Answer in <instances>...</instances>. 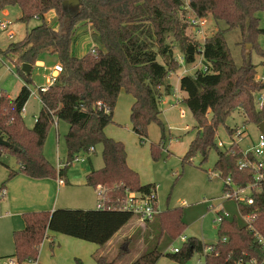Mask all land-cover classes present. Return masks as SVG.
<instances>
[{
  "label": "trees",
  "instance_id": "trees-1",
  "mask_svg": "<svg viewBox=\"0 0 264 264\" xmlns=\"http://www.w3.org/2000/svg\"><path fill=\"white\" fill-rule=\"evenodd\" d=\"M65 0H0V12L8 7H18L21 23L36 18L42 23L31 29L24 38L8 45L4 52L13 64L17 76L24 82L17 96L11 99L0 92V137L10 148H0L2 154L11 155L19 170L8 169L6 183L18 174L30 179H65L66 173L79 155L88 154L97 145L102 146L103 167L91 170L86 176L87 186H102L109 202L119 207L126 192L148 194L152 185H140L137 173L127 166V154L123 143L108 138L105 128L113 123V111L122 90L132 98L129 120L132 132L141 142L147 138L151 124L160 126L163 133L159 103L172 93L167 76L175 72L180 63L174 57L167 39L179 44L183 65L191 66L202 55L207 72L184 75L179 80V90L186 94L183 99L196 121L198 135L188 145L181 159L189 164L196 155L200 163L207 160L215 149L217 160L213 165L219 179H229L233 187L245 189L256 184L249 197L252 205L238 203L242 216L255 215L249 222L255 233L264 238V170L256 172L250 166L240 169L239 162L255 164L251 153H243L233 142L225 151L215 146L217 130L236 111L244 117V124L264 123V99L256 108L255 97L264 94V82L256 80V66L250 61L251 50H256L264 64V51L257 49L255 39L264 34L259 27V12H264V0H188L196 18L210 15L217 31L199 48V42L185 37V27L177 16L181 0H79L73 10L62 6ZM50 12L60 15L57 27L45 22ZM89 26L96 39V47L77 57L74 46L79 26ZM238 30L240 45L247 54V61L236 65L226 43V34ZM169 45V46H168ZM238 45V46H240ZM247 46L251 50H247ZM202 52V54H200ZM43 55L56 56L61 72L45 92L39 93L41 110L31 129L25 127L22 110L27 103L32 83L31 74L22 72L23 64L32 67ZM161 56L162 63L157 61ZM101 103L102 108H98ZM103 108L109 110L104 112ZM56 121L68 125L64 136L66 158L63 167L55 170L43 155L48 131ZM231 136L235 129L227 128ZM163 136V134H162ZM158 148L150 146L152 154ZM262 180H256L257 175ZM133 215L115 210H70L31 212L22 215L24 229L13 233L14 257L20 264L34 262L46 232L62 234L77 240L104 247ZM156 218V219H155ZM153 219L151 245L128 264H156L162 257L186 264L197 254L205 264H236L240 260L255 259L264 264L263 248L257 243L248 226H239L236 218L222 220L218 227V241L204 245L196 238H188L176 253L162 255L157 246L163 233L178 235L184 228L181 209L166 210ZM148 222V221H147ZM222 239H225L222 242ZM132 239L124 242L119 254L107 261L94 256L95 264H116L131 251ZM207 248L210 252L204 254ZM76 264H80L76 261Z\"/></svg>",
  "mask_w": 264,
  "mask_h": 264
},
{
  "label": "rangeland",
  "instance_id": "rangeland-1",
  "mask_svg": "<svg viewBox=\"0 0 264 264\" xmlns=\"http://www.w3.org/2000/svg\"><path fill=\"white\" fill-rule=\"evenodd\" d=\"M181 5L177 16L179 24L185 27V37L189 40L195 41L197 39L201 41L200 37H195V29L193 26H190V20L195 15L190 10L189 1L181 0ZM66 8L73 10L76 7L66 6ZM256 16L259 18L260 29L264 30V12H259ZM19 17L20 10L16 6L6 8V12H0V19L11 23L7 30L14 34V38L8 41L6 33L8 31L0 32V92L14 98L20 87L24 86V82L16 78L17 72L11 61L8 60L9 58L3 56L4 52L9 44L21 41L26 33L42 23V20L36 18L28 23H21L18 21ZM58 17L60 15L56 14V12H50L46 15L45 22L52 27H57ZM205 20L204 35L208 38L219 27L215 25L210 15H207ZM78 28L76 31L78 40L74 46V54L80 57L94 49L97 44L89 26L80 25ZM225 37L228 50L236 65H240L243 60L247 61L245 48L243 45H240L239 31L234 30L226 34ZM167 42L172 47L174 57L177 58V61L181 65L175 72L167 76V82L173 85L174 90L169 96H164L158 105L161 111L160 120L163 126V133L160 126L153 123L147 129V138L143 140L145 142L140 141L131 130L129 111L132 98L124 90L120 92L116 101L113 111V123L105 128V135L108 138L123 143L127 154V166L137 173L139 184L142 186L148 184L155 186L158 214L166 210L181 209V219L184 223V228L178 235L174 236L165 232L163 233L157 246L158 252L162 255L172 253V249H181V236L196 238L204 245L215 244L218 241V225L214 223V218L216 213H220V209L228 213L231 218L235 217L239 226H244L237 203L234 200H223V181L213 171V165L217 160L215 149L209 152L207 160L202 164L200 163L199 155H196L189 164L181 163V158L187 151L189 143L197 137L198 130L194 117L181 99V93L177 90L176 80H180V77L184 75L194 74L195 70L192 66L186 67L181 62L179 44L174 42L172 37H169ZM255 45L257 49L264 51V34L257 36ZM52 58V56H46L45 64L47 65V62H50L49 66H53L56 60ZM157 61L159 63L163 62L161 56H158ZM250 61L256 66L255 77L257 80L261 75H264L263 60L259 57L256 50L253 51L252 49ZM43 74L41 68H33L31 73L32 83L27 85L29 90L33 91L36 86L43 84ZM175 97L180 98V103L175 104ZM255 105L259 109L256 102ZM40 110L39 97L30 96L25 105V114L22 116L26 128H32L34 117ZM226 127L235 129L231 136L228 134ZM67 129V123L58 121L57 138L55 127L52 125L43 147L44 157L56 171L57 161H65L66 158L67 150L64 135ZM238 129H242L244 132L240 140L234 134ZM258 136L259 131L257 126L244 124L243 115L236 111L226 120L225 125H221L218 128L214 143L219 150L225 151L235 142L243 153H248L251 151L252 146L257 143ZM162 141L164 144H162ZM151 145L158 148L154 154L150 150ZM94 151L93 153L79 155L78 160L85 159L87 169L82 163L76 164L74 162L73 166L66 173L69 183L72 181V177H74L73 179L75 177L78 179L83 177L85 172H90L91 170L97 171L102 167V146H95ZM0 161L11 170H19L16 160L11 155L2 154ZM258 161L264 164V155ZM2 174H6V178L1 181ZM7 176L8 169L0 164V187L7 179ZM249 194L248 190L245 191V195ZM94 205L96 206V204ZM67 209L76 210L77 208ZM155 219L147 222L140 217L133 216L129 223L121 229L118 237L121 238L117 242H114L115 244L102 249L97 256H102L107 261H112L119 254L120 248L124 246V242L131 238L133 240L130 244L131 251L124 259L116 262V264H128L132 262L151 245L153 228L150 226L154 223ZM46 235L49 237L66 238L76 242V244L98 248L95 244L73 239L62 234L46 232ZM49 240L51 239L49 238ZM91 253V251L80 249L71 244L62 242L58 244L57 240H53V243L45 241L39 247L37 261L38 264H76V261H79L80 264H93ZM12 254L14 252L10 255ZM21 264H29V262ZM172 264L177 263L173 262ZM186 264H205L204 257L195 254Z\"/></svg>",
  "mask_w": 264,
  "mask_h": 264
},
{
  "label": "crops",
  "instance_id": "crops-1",
  "mask_svg": "<svg viewBox=\"0 0 264 264\" xmlns=\"http://www.w3.org/2000/svg\"><path fill=\"white\" fill-rule=\"evenodd\" d=\"M3 12H6V9L3 10L1 13H3ZM46 56H49V55H43L42 58L38 62H36V64L32 67V69L30 71V74H31L33 71V68L38 67V68H41L43 70V73H44L42 75L43 84H41L40 86H36L35 89L33 91H31L33 94L30 96H33L36 98L39 97L38 89L40 87L47 86L48 79H49L50 74L52 73L53 67L58 65L56 56L50 55L56 60V63H54L53 66H49L50 62H47V65H48L47 66L44 62L46 59ZM15 76L18 80L20 79L17 75H15ZM176 81H177L176 82L177 90L179 91V93H181V96H182L181 99L183 100L186 98V94L179 90V79ZM169 85L171 86L172 92H173V90H174L173 85L170 82H169ZM20 89H21V87H20ZM10 98L13 99L14 97H10ZM39 102H40V98H39ZM40 104H41V102H40ZM131 104H132V102H131ZM129 113H130V111H129ZM24 114H25V106L23 107V110H22V116ZM38 114L35 115L34 122H35V118H36V116H38ZM34 122H33V125H34ZM54 127L56 130V137L58 138V135H57L58 121L55 122ZM67 131H68V129H67ZM104 132H105V130H104ZM162 144H164L163 141H162ZM63 162H64V160L63 161H61V160L57 161V170H59L63 167V164H62ZM79 162L82 163L83 165H85V168L87 169L85 160L84 161H78L75 163L77 164ZM88 162H89V160H88ZM72 166H73V164H72ZM18 167H19V165H18ZM102 167H103V162H102ZM89 173L90 172H88V171L85 172L83 174V177L78 178V179L76 177H75V179H73L74 177H72V179H71L72 181H70V183H69V180L67 179V174H66L65 179H40V180L30 179L23 174H18L15 177H13L11 180H9L5 185V189H4L5 190V196L0 199V258H6L8 256L13 255V254L10 255L12 252H14L13 233L17 232V231H21L24 229L25 225H24V221L22 219L23 214L31 213V212H53L54 210H57L58 208H60V209L77 208L78 210H94V209H96V206L94 205V204H96V201H97L96 192H95L94 188L87 186L85 183L86 176ZM217 176H218V174H217ZM4 178H6V174H2L1 181ZM218 178H219V176H218ZM60 180H62V182H59ZM148 185H151V184H148ZM152 186H154V185H152ZM71 204H73V205H71ZM70 210H72V209H70ZM219 212L221 214L216 213V216L218 215V216H222V217H227V220L232 219L228 213H225V211H223V209H220ZM233 218H235V217H233ZM120 231L118 233H116L114 235V237L104 247H101V248L99 246H98V248H96V247L90 248V246H85L84 244H76V242H73L72 240H68L66 238H59L57 236L49 237L46 235V238L43 240V242L50 241L51 243H53V240H57L58 244H60V242H62V243H66V244H71V245L76 246L80 249L91 251L92 252L91 258L93 260V264H95L94 256H97L98 253L102 249H104L105 247H109L112 244H115L114 242H117L118 239L121 238V237L118 238L120 235ZM182 237L185 238L186 240L188 239V237H186V236L180 237V241L183 244L184 241L181 240ZM49 238L51 240H49ZM69 239H71V238H69ZM43 242H42V244H43ZM172 263L173 262H171L169 259H167L164 256H162L156 262V264H172ZM29 264H38V261L36 260L34 262H29Z\"/></svg>",
  "mask_w": 264,
  "mask_h": 264
},
{
  "label": "built area",
  "instance_id": "built-area-1",
  "mask_svg": "<svg viewBox=\"0 0 264 264\" xmlns=\"http://www.w3.org/2000/svg\"><path fill=\"white\" fill-rule=\"evenodd\" d=\"M11 25L10 22H6L3 21L2 19H0V32H6L7 33V39L8 41L12 40L14 38V34L7 30L8 27ZM190 26L195 29L194 35L197 38H201V41H198L197 39L195 41L199 42L200 47L202 48L203 43L205 42V40L207 39L204 35V29L206 26V20L205 19H200V18H196L194 17L193 19L190 20ZM202 54V52L200 53ZM182 62V59H180ZM195 72H207V66L203 64L202 61V55L197 56L196 57V61L195 63H193L191 65ZM61 72V67L59 65H56L53 67L52 73L49 76L48 79V84L47 86H43L40 87L38 89L39 93L41 92H45L46 88L48 86H51L56 78L58 77L59 73ZM192 74V75H194ZM190 75V74H187ZM257 81L259 82H264V75H261ZM33 93L31 92L30 95H32ZM263 99H264V94L263 92L259 93L256 97L255 102L257 103L259 109L262 107V103H263ZM180 103V98L176 97V103ZM98 108L101 109L102 105L101 103L98 104ZM104 112L108 113L109 110L106 108H103ZM235 137L240 140L244 134L242 129H238L235 133ZM94 149L91 148L89 153H93ZM253 155V157L258 161V159L260 157H262L264 155V134H262L261 132H259V136H258V141L256 144H254L251 148V151L249 152ZM85 159H80V160H76L75 162L78 161H84ZM239 168H246L247 166H250L251 168H253V170H255L256 172H261L262 170H264V164L261 161H258L255 164L252 163H247V162H239L238 164ZM256 180H262L263 179V175H257ZM59 182H62V180H60ZM225 185L227 186V189L224 192V196H223V200H234L237 203H244L246 205H252L253 200L249 197V195H245V191H249L251 192L252 190L256 189V184L253 185H249L247 188L245 189H239L236 187L232 186V183L229 179H227L225 181ZM96 192V197H97V201H96V209L97 210H115L116 208H118L121 211H125L128 212L130 214H132L133 216H137L140 217L141 219L145 220V221H152L153 218L158 214L157 212V204H156V196H155V186L153 189L150 190V192L148 194H144L141 195L139 193H133V192H126V195L124 197V201L122 202V204L119 207H115L113 204H111L108 200V198L105 195V189L102 186H97L95 189ZM5 196V190H2L0 192V199L3 198ZM241 216V219L244 222V225L248 226V228L251 230L252 233H254L255 238L257 239V243L263 248L264 251V238L260 235H258L257 233H255L254 229L249 226V222L251 220H253L255 218V215H245V216ZM222 220H227V217H222V216H216L214 218V223L219 225ZM182 241H186L185 238H181ZM225 239H222V242H224ZM212 249L211 248H207L204 251V254L207 252H210ZM178 252V249H172V253H176ZM0 264H20L14 257H6V258H0ZM236 264H262L260 262H258L255 259H245V260H240L238 263Z\"/></svg>",
  "mask_w": 264,
  "mask_h": 264
},
{
  "label": "water",
  "instance_id": "water-1",
  "mask_svg": "<svg viewBox=\"0 0 264 264\" xmlns=\"http://www.w3.org/2000/svg\"><path fill=\"white\" fill-rule=\"evenodd\" d=\"M79 4H80L79 0H65V1H63L62 6L63 7H66V6L77 7ZM246 48L248 51H250V49H251L250 46H247ZM31 69H32V66L29 64H23L22 68H21L22 72L26 75L30 74ZM257 129L259 132L264 134V123L257 125ZM0 148H10L9 143H7L1 137H0Z\"/></svg>",
  "mask_w": 264,
  "mask_h": 264
},
{
  "label": "flooded vegetation",
  "instance_id": "flooded-vegetation-1",
  "mask_svg": "<svg viewBox=\"0 0 264 264\" xmlns=\"http://www.w3.org/2000/svg\"><path fill=\"white\" fill-rule=\"evenodd\" d=\"M70 7V6H69Z\"/></svg>",
  "mask_w": 264,
  "mask_h": 264
}]
</instances>
